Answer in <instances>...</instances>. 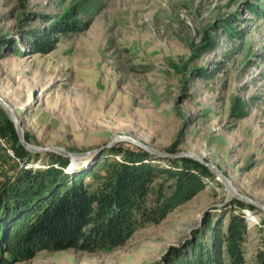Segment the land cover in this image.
<instances>
[{"label":"rangeland","instance_id":"1","mask_svg":"<svg viewBox=\"0 0 264 264\" xmlns=\"http://www.w3.org/2000/svg\"><path fill=\"white\" fill-rule=\"evenodd\" d=\"M66 16L74 31L33 54L34 35ZM0 98L25 142L45 150L27 151L0 105V128L8 120L30 154L12 162L14 140L0 133V174L61 157L66 174L103 178L131 159L199 182L122 247L39 252L19 264H179L209 245L213 228L226 233L234 215L245 224V264L264 253V0H0ZM88 178L93 190L99 182ZM176 185L155 178L146 206Z\"/></svg>","mask_w":264,"mask_h":264},{"label":"trees","instance_id":"2","mask_svg":"<svg viewBox=\"0 0 264 264\" xmlns=\"http://www.w3.org/2000/svg\"><path fill=\"white\" fill-rule=\"evenodd\" d=\"M67 18L34 35L30 51L40 55L53 51L60 36L74 31ZM6 132L14 140V156L7 157L12 162L25 161L30 154L20 146L8 120L0 128L1 134ZM25 140L30 141L27 135ZM66 164L61 157H54L44 168H21L12 177L0 174V264L26 262L39 252H95L122 247L138 228L158 224L181 201L179 192L186 184L187 192H192L199 183L189 171L174 174L131 159L110 166L103 178L91 171L66 174ZM193 167L203 169L196 163ZM162 175L175 179L176 189L162 203L158 198L148 208L150 185ZM89 176L99 182L93 190L85 182ZM244 234L243 218L231 216L226 233L220 225L213 228L209 245L179 264H245ZM255 264H264L263 252L256 255Z\"/></svg>","mask_w":264,"mask_h":264},{"label":"water","instance_id":"3","mask_svg":"<svg viewBox=\"0 0 264 264\" xmlns=\"http://www.w3.org/2000/svg\"><path fill=\"white\" fill-rule=\"evenodd\" d=\"M0 105H2L6 110L9 111L10 115H11V119H12V122L14 123V126H15V130H16V134H17V137L21 143V145L29 152L31 153H39V152H44L45 150H40V149H35L31 146H29L24 138H23V133H22V130L20 128V125L17 121V118L12 110V108L6 103L4 102L3 99L0 98ZM115 143V142H114ZM111 146H108V148H110ZM67 154V153H65ZM67 155H70V154H67ZM178 157H186V158H191V159H195L196 161H201V159H199L196 155H193V154H188V155H179ZM202 162V161H201ZM203 164V163H202ZM205 166H207L206 164H203ZM213 167V166H211ZM240 200H244V201H248V202H251L250 200L248 199H245L243 197H239ZM259 205V204H258ZM259 208L264 212V206L263 205H259Z\"/></svg>","mask_w":264,"mask_h":264},{"label":"built area","instance_id":"4","mask_svg":"<svg viewBox=\"0 0 264 264\" xmlns=\"http://www.w3.org/2000/svg\"><path fill=\"white\" fill-rule=\"evenodd\" d=\"M244 213L243 217L245 218V220H247L248 222L250 223H254L255 225L257 226H260L258 221H254V215H253V212L249 211V210H243L242 211ZM259 220V219H258Z\"/></svg>","mask_w":264,"mask_h":264},{"label":"bare ground","instance_id":"5","mask_svg":"<svg viewBox=\"0 0 264 264\" xmlns=\"http://www.w3.org/2000/svg\"><path fill=\"white\" fill-rule=\"evenodd\" d=\"M39 153H43V152H39ZM65 156H68V157H70V158H75V156L74 155H67V154H65ZM227 184H228V182H227ZM228 188H229V194L230 195H234L235 194V192H236V190L233 188V186H232V184H230V182H229V186H228Z\"/></svg>","mask_w":264,"mask_h":264}]
</instances>
